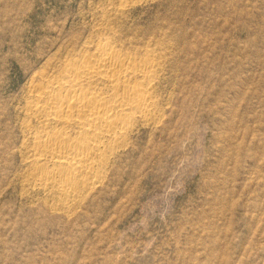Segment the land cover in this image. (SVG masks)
I'll return each mask as SVG.
<instances>
[{"label":"rangeland","instance_id":"rangeland-1","mask_svg":"<svg viewBox=\"0 0 264 264\" xmlns=\"http://www.w3.org/2000/svg\"><path fill=\"white\" fill-rule=\"evenodd\" d=\"M106 23L169 47L166 115L66 214L24 190L17 122L32 74ZM0 264H264V0H0Z\"/></svg>","mask_w":264,"mask_h":264},{"label":"bare ground","instance_id":"bare-ground-1","mask_svg":"<svg viewBox=\"0 0 264 264\" xmlns=\"http://www.w3.org/2000/svg\"><path fill=\"white\" fill-rule=\"evenodd\" d=\"M90 31L32 74L17 122L24 190L66 214L105 182L140 127L166 115L159 90L169 47L134 46L107 23Z\"/></svg>","mask_w":264,"mask_h":264}]
</instances>
